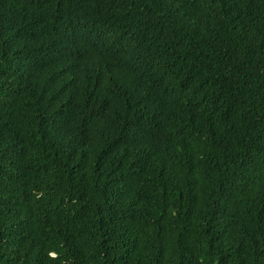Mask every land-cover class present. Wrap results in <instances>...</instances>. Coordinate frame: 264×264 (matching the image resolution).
Returning <instances> with one entry per match:
<instances>
[{
	"label": "trees",
	"instance_id": "trees-1",
	"mask_svg": "<svg viewBox=\"0 0 264 264\" xmlns=\"http://www.w3.org/2000/svg\"><path fill=\"white\" fill-rule=\"evenodd\" d=\"M0 264H264V0H0Z\"/></svg>",
	"mask_w": 264,
	"mask_h": 264
}]
</instances>
